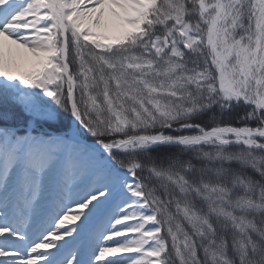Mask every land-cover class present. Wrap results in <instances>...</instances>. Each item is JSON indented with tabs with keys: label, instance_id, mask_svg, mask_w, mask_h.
I'll return each mask as SVG.
<instances>
[{
	"label": "snow or ice",
	"instance_id": "6c2138e0",
	"mask_svg": "<svg viewBox=\"0 0 264 264\" xmlns=\"http://www.w3.org/2000/svg\"><path fill=\"white\" fill-rule=\"evenodd\" d=\"M0 264H264V0H0Z\"/></svg>",
	"mask_w": 264,
	"mask_h": 264
}]
</instances>
